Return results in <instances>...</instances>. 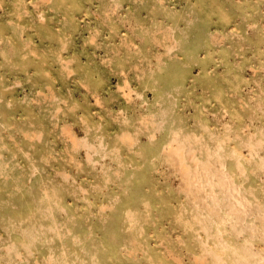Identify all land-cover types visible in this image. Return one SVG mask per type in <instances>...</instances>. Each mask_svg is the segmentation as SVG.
I'll return each instance as SVG.
<instances>
[{
    "label": "rangeland",
    "instance_id": "374dc122",
    "mask_svg": "<svg viewBox=\"0 0 264 264\" xmlns=\"http://www.w3.org/2000/svg\"><path fill=\"white\" fill-rule=\"evenodd\" d=\"M0 264H264V0H0Z\"/></svg>",
    "mask_w": 264,
    "mask_h": 264
}]
</instances>
